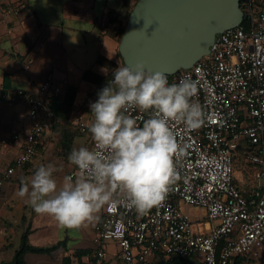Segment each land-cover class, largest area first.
I'll return each instance as SVG.
<instances>
[{"label":"built area","instance_id":"built-area-1","mask_svg":"<svg viewBox=\"0 0 264 264\" xmlns=\"http://www.w3.org/2000/svg\"><path fill=\"white\" fill-rule=\"evenodd\" d=\"M242 21L218 34L208 55L189 69L168 74L169 83L190 77L197 85L198 101L209 119L196 130L170 122L182 155L174 158L177 179L164 203L144 215L134 209H103L95 224L93 264H107L105 243L115 241L124 264H148L150 256L199 258L204 264H234L237 257L249 264H264V0H241ZM17 11V10H16ZM125 66V65H119ZM110 70L112 79V71ZM62 88L50 81L37 92L0 88V103L23 100L31 125L0 138L3 148L25 138L12 166L0 177L4 182L33 161L38 137L54 116L49 95ZM138 121L146 114L134 112ZM85 133L89 124L79 123ZM248 146H242L241 140ZM93 146V142H92ZM251 164L248 183L236 175V159ZM69 175H76L75 169ZM244 186H250L244 194ZM183 204L201 207L217 223L209 232H197Z\"/></svg>","mask_w":264,"mask_h":264},{"label":"crops","instance_id":"crops-1","mask_svg":"<svg viewBox=\"0 0 264 264\" xmlns=\"http://www.w3.org/2000/svg\"><path fill=\"white\" fill-rule=\"evenodd\" d=\"M121 6L122 0H0V88L37 92L46 81L62 88L59 96L49 95L54 100V116L51 127L38 137L36 157L16 168L1 188L0 264L12 260L25 233L30 245L45 250L26 251L24 264H93L92 253L98 248L93 241L94 227L104 208L96 214L98 220L66 229L53 217L36 213L17 193L21 178L29 177L40 164H53L59 181L75 169L67 159L71 149L92 147L89 131L80 132L79 123L90 125V103L110 81L108 62L120 60L118 39L104 27L108 14ZM69 87L74 90L67 92ZM30 125L23 100L0 103V138L13 130H28ZM24 144L22 138L3 148L0 177L14 164ZM245 176L239 179L248 185L251 172ZM181 206L186 210V205ZM191 219L197 232H209L217 223L201 207L192 209ZM105 253L107 264H124L115 241L105 243ZM163 260L159 255L150 256L148 264ZM175 260L168 264H179ZM185 264L204 263L190 258Z\"/></svg>","mask_w":264,"mask_h":264},{"label":"clouds","instance_id":"clouds-1","mask_svg":"<svg viewBox=\"0 0 264 264\" xmlns=\"http://www.w3.org/2000/svg\"><path fill=\"white\" fill-rule=\"evenodd\" d=\"M190 77L169 83L141 62L119 66L90 103L92 147H73L68 161L76 175L57 180V168L40 164L21 178L17 195L61 228L78 229L98 220L102 208L124 207L146 214L166 200L177 179L174 158L183 153L170 122L199 129L209 116ZM134 112L146 114L138 121Z\"/></svg>","mask_w":264,"mask_h":264},{"label":"water","instance_id":"water-1","mask_svg":"<svg viewBox=\"0 0 264 264\" xmlns=\"http://www.w3.org/2000/svg\"><path fill=\"white\" fill-rule=\"evenodd\" d=\"M243 17L241 0H137L119 54L124 65L175 74L208 55L216 36Z\"/></svg>","mask_w":264,"mask_h":264},{"label":"trees","instance_id":"trees-1","mask_svg":"<svg viewBox=\"0 0 264 264\" xmlns=\"http://www.w3.org/2000/svg\"><path fill=\"white\" fill-rule=\"evenodd\" d=\"M136 2H137V0H135V1L134 0H122L121 8L118 10H112L108 14L109 19H108L107 25L104 27V31L110 35H115L117 37L116 39H118V42L120 41V38L122 37V35L125 31L127 18H128L129 14H130L131 10L133 9ZM119 57H120L119 62L109 61L108 66L114 68V67L119 66V65H124L120 54H119ZM104 59L100 58L99 60L103 61ZM68 90H74V89L69 87V88H67V92H68ZM53 102H54V100L51 101V104L54 106ZM235 164H236V169H238L237 168L238 166H240V169H242L243 166L245 165V167L243 168V171L247 175L253 171L252 165L247 164L246 162L242 161L240 158L236 159ZM249 189H250V186H244L242 191L244 194H247V192H249ZM29 250L39 252V251H43L45 249L41 248V247H35V246L30 245L27 241V233H25L22 236L21 244H20L19 248L16 250L15 255L12 258V260L10 262H3L2 264H24V262H25L24 261V254L26 251H29ZM170 259H173V260L176 259L175 261L179 262V264H182V263L185 264L186 261L188 260L185 258L170 257L168 259L161 261L160 264H168ZM246 261H248V258L237 257L235 259L234 264H244Z\"/></svg>","mask_w":264,"mask_h":264},{"label":"rangeland","instance_id":"rangeland-1","mask_svg":"<svg viewBox=\"0 0 264 264\" xmlns=\"http://www.w3.org/2000/svg\"><path fill=\"white\" fill-rule=\"evenodd\" d=\"M135 1V0H134ZM240 144L242 145V146H248V144H247V142H246V140H241L240 141ZM245 167V165L243 166V168ZM238 169H237V173H236V175L238 176V177H240V178H242V176H244L245 178H246V176H245V172L243 171V168L242 169H240V166H238L237 167ZM251 181V180H250ZM247 182V181H246ZM184 205H186L185 207H186V210H184V212L186 213V214H188L190 217H191V213H192V209L193 208H197V207H194L193 205H189V204H184Z\"/></svg>","mask_w":264,"mask_h":264}]
</instances>
